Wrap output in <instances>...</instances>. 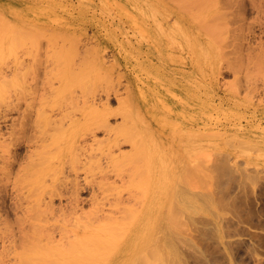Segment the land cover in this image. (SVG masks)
I'll list each match as a JSON object with an SVG mask.
<instances>
[{"label": "rangeland", "instance_id": "374dc122", "mask_svg": "<svg viewBox=\"0 0 264 264\" xmlns=\"http://www.w3.org/2000/svg\"><path fill=\"white\" fill-rule=\"evenodd\" d=\"M126 1L0 0V20L2 18L0 24V38L3 39V41L0 40V43L2 42L1 44H7V46H9L11 41L14 40H12V38L17 35L15 29L18 28V30H20L27 25H34L40 28L43 26L49 31L48 29L52 27L53 22L48 19V17H51V19L57 18L54 21L55 23H61L66 26L70 25V27H72L69 28L70 32H74V35L80 42L75 46L71 40L63 41L59 39L55 46L63 45L64 43L63 50L66 54H64L63 57H67V62L73 59L74 61L83 60V63L88 65L92 62L94 55H102L105 61V67L109 71V77L112 79L113 84L110 88H106L107 84L105 82L106 78L103 77L104 75L94 74L83 85L79 87L77 85L73 86L76 88L77 94H81L80 90L84 93V90H89V88L93 90L91 92L96 91L98 94L102 95L108 92L111 95V108L115 110L118 108V101L113 97L114 93L117 92L121 97H125L126 90L132 88L129 92L135 95L133 109L136 111L134 112L133 120L139 123L143 132H146V134L149 133L146 135V140L152 145L151 148L157 146L156 151L154 148L152 151V154L155 156V161L158 160L156 164L157 168H155L157 171L154 170L153 172L151 183H149L151 186L148 185L150 188H148L149 191H152L153 187H157V185H155L156 182L159 184L162 180L160 185H158L159 189H161L160 196L163 195V190L172 193V185L175 184L174 186H176L182 183L183 180H187L186 182L189 181L192 184L190 180L194 177L193 181L195 184L192 185V188L194 186H202L203 191L211 193L213 199L211 202L213 205L209 206L212 209L205 203L207 206L203 205L202 215L211 222L207 223L211 225L212 232L204 236L199 231L195 230L196 227H194L193 224L187 223L188 227L184 225L183 222H180V220L178 222L182 224H176L178 219L174 218L173 220H176V222L173 223L177 227L173 226V224L171 228H173L174 231L173 229H171V231L173 232V237H176L173 238L176 239V242H173L175 240L171 242L169 240V244L168 240H166L167 242L165 243L163 241V244L168 243L169 246L161 244L159 247V255H161L158 256L160 257V261L157 260L155 263L152 262L151 264H187L188 262V264H199L198 261H196L198 260V253L199 255L201 254L199 256V261H201L202 257L204 258V255L206 259H208L207 256H212L211 258L209 257V261L202 258L203 261L205 260L203 264H215V261H218L216 264H264V112H262L264 111V0ZM55 10L58 16L52 15ZM63 10H68L70 12L68 14H62ZM142 10L149 16L148 22H144L145 20L141 15ZM128 13L131 15L129 16ZM71 14L76 19H72ZM2 21H4V23ZM13 24L15 25L14 27ZM49 25L51 26L49 27ZM11 26L13 28H11ZM152 27L158 30V35H156V37L150 34V31L147 29L150 28V30H152ZM2 33L5 37H3ZM174 36L184 38L178 40V38ZM4 39L9 40L8 43L6 42L7 40L5 41ZM42 41L47 43L48 40L43 39ZM1 44L0 50L3 47ZM8 49L9 47L2 50V52H0L1 55L6 50L7 55H4L8 57V54H10L9 51H12V49ZM149 51L150 53H148ZM4 55H2V58L6 61L8 58L5 59ZM10 60L11 58L9 57V60L6 61V65L8 62H11ZM5 61L0 60V64L2 62L0 68L6 67V65H4ZM149 63H154L158 66L159 70L154 69V72H157L155 75L149 72V68L147 67ZM211 64L214 66L212 65L211 67ZM171 79L177 82L180 80L178 85H184V88L188 87V90L193 94H197L200 100H206L205 97H207L208 102L210 101L217 105L216 109L213 110V113L207 110L204 116L198 117H195V115L179 116L178 112L172 113L169 103H172L173 99L177 100L180 96L176 93L178 91L177 89L168 86L170 82L174 86V82H172ZM8 91L9 92H5L8 96L7 98L5 94L6 97L3 98L5 100H10L12 92L10 90ZM202 91L205 92L203 93ZM144 97L145 99L141 101L140 99ZM222 99L224 103L220 104ZM5 100L2 102L0 99V190L3 189V185L8 186L9 195H7L5 199L0 198V213L7 212L3 213L0 217V260L6 259L14 264H24L21 261L29 263L28 260H22L28 255L26 253L28 247L13 246L12 244L10 245L11 242L9 243V241L8 243L6 242L5 246H2L3 241H1L4 238L7 239L11 233L15 232L18 223L23 221L25 216L30 214L28 210H22L21 207H30L31 203H34V205L37 203L33 199L35 196H32L29 202L25 199L18 201L17 198H13L12 195H14V191L15 193L16 190L17 193L20 191L18 188L14 187V180L8 181L6 178L5 169L7 166L9 167V162L11 160L14 162V170H17L18 162L21 164L26 163L28 147L23 142H20L18 145L16 142L12 145H8L10 142L9 132L11 131L12 120L14 117H17L18 114L8 109V102L4 104ZM232 103H234V105ZM183 109L187 108L183 107ZM174 110H176V108ZM120 120L121 117L119 115L113 116L111 122ZM197 120L201 121V123H197ZM203 121L207 123V128L202 130L199 128L198 124H202ZM240 122L242 124H240ZM177 130H182L184 132L179 131L180 133H178ZM212 130H215L213 136L211 133ZM216 130H224L225 136L223 132V136L217 137ZM193 131H196L200 137L197 138V135H195L197 136L195 137L194 134L196 132L193 133ZM188 132L189 134L187 135L186 133ZM202 133H208L207 135L210 137ZM219 134L222 133L220 132ZM98 135L99 137L103 136L101 133ZM189 135L191 136L188 137ZM191 139L194 143L189 145L188 143L192 142L190 141ZM187 140H189V142ZM204 141H206V143H202ZM197 142H201V144L199 143L201 146H197ZM205 146L210 148L208 149L206 147L204 150L203 148ZM62 147H64V145ZM123 148L129 149L130 146L125 144ZM201 148L206 151L205 155H199V158L204 159V161H202L203 163L199 162V160H195L197 159V154L204 152L200 150ZM189 149L191 151H193V149L195 151L199 149V152H191ZM8 150H11L13 158L5 162L8 156ZM224 158L227 159V161ZM223 159L225 161H223ZM205 160L207 161L206 164H212L215 161H217V164L215 162L213 163L215 166L207 165L208 167H205ZM56 161L57 159L55 158V163ZM218 162H223L225 164L228 162V164L221 167ZM191 163L195 164V166ZM200 163L205 165L204 167L206 170L203 167V171L201 170ZM217 165L218 167L220 165V168L212 171ZM196 166H199L201 169H198ZM60 167L61 166H59V168ZM222 168L225 170L229 169L228 171L226 170L229 172V175H227V173L223 176L222 173H226V171L223 170L225 172H222ZM143 169L146 170L145 167ZM158 170H161L159 177ZM200 171L203 172L201 174H204V177L203 175H199ZM218 171L220 173H218ZM60 172L61 177L68 176L70 173L69 164L65 162ZM95 172L97 173L96 177H93L96 179L94 182H98L99 172ZM215 172L218 173L219 176ZM195 173H199L198 175L200 177L198 178L203 177L200 181L202 185H197L199 181L195 182L197 179V174ZM253 173L258 175L257 181L255 180L256 183L255 181L254 183L250 181L253 178L247 180V175L250 176V174L252 175ZM79 174L81 175V183H84L82 180L84 177L82 176H85V173L80 172ZM214 174L218 177L221 175V177L216 178ZM245 175L247 179H245ZM252 176L256 178V176ZM172 177L174 178L172 179ZM153 179L155 180L154 186ZM176 179L182 181L180 182ZM174 181L176 183L179 181V183H173ZM185 181H183V184L188 186L191 185L185 183ZM20 185L19 183L18 186ZM127 185L130 186V184ZM12 187L14 188L13 190ZM32 188L39 190V186ZM43 188H45V186L41 187V189ZM135 188L136 187H134V189ZM109 189L110 190L106 191V194L109 191V193H111L110 198L115 197L118 192L125 194L124 185L121 182H118ZM197 189L201 190L200 188ZM25 190L26 189L23 187L22 191ZM167 192H165V194L171 197V194ZM69 195L61 199L56 196L54 199V206L57 208V214L55 216H50L48 218L46 216V218L41 217L40 219H35L36 221L34 220L36 225L43 230V236L41 237L43 243L49 241L47 233L51 232L54 228L57 229L61 227L60 224L67 221L68 223L70 222V225L67 227L72 228L71 223L74 221H68L70 217L64 208ZM91 195V189L88 188L80 192V198L85 200L83 206L85 212L91 211ZM125 195L127 196V194ZM167 195L165 196L167 197ZM3 200H5V202H3ZM134 203L137 204L138 202L134 201ZM134 203L132 201V204ZM3 205L8 208H3ZM61 207H63V210H61ZM206 208L209 209L206 210ZM63 211L66 212V215L62 214ZM81 217L85 219L83 215ZM134 231L135 230L129 232L132 234ZM36 236L38 237V235ZM54 236H56L55 239L59 238L57 233H55ZM128 236H126L127 240ZM139 237L137 234L134 240H132L133 238L131 239L133 242L131 240H129L131 241L130 243L129 241L127 242L129 244L134 243L132 246L127 244L128 247L125 248L128 251L124 249L122 252L124 251L125 253H117L119 254L117 255L119 259L117 257V259H115L118 262L113 260L116 264H121V262L122 264H127L130 258L131 260L133 259L132 261H134V264H139V262L142 264V261L138 262L134 260L135 257L137 258L141 248L139 247V245L141 246V244H139L141 242V233ZM169 237L172 239L171 234ZM191 239H193V244L190 243V241L189 245L188 241ZM236 239L241 242H237ZM172 242L175 246L180 245L177 247L181 251H178L177 248L175 249ZM192 245L195 247H192ZM135 247H137L138 250L136 249L133 252L132 250H134ZM184 247L189 248H187V252H185L186 250ZM37 248H40V246H37ZM120 249L117 251L120 252ZM191 250L194 251L190 252ZM196 250L201 252L197 251V253H195ZM180 252H182V254H184V252L186 253V255L184 254L188 259L185 258L186 262H184V256H181L182 254ZM130 253L133 254L132 257H130ZM175 253H178V255ZM192 253L197 255L194 256L196 259L193 258ZM31 254L32 253H30V256H34ZM173 255H176L175 258ZM213 255L215 256V260H213L212 263L210 261L214 259ZM38 257L40 256L38 255ZM38 257H36L37 262L34 260V262L30 264H54L43 261L45 259L48 260L49 257L46 258L45 256L43 260H41L42 256L40 258ZM176 258L179 259L176 261ZM121 259L124 260V263ZM40 261L41 263H39ZM115 263L110 262V264ZM143 263L148 264L145 262ZM128 264L133 263L129 262ZM200 264H202V261Z\"/></svg>", "mask_w": 264, "mask_h": 264}, {"label": "bare ground", "instance_id": "6f19581e", "mask_svg": "<svg viewBox=\"0 0 264 264\" xmlns=\"http://www.w3.org/2000/svg\"><path fill=\"white\" fill-rule=\"evenodd\" d=\"M69 12L70 11L68 10H63L62 14H68ZM57 14L58 13L56 12V10L52 13L53 16H58ZM141 15L145 20L144 22L149 21V16H147V14L143 10L141 11ZM71 18L73 19L75 17L71 14ZM48 19L53 22L52 27L48 29L49 31H47V28H44L43 26L40 28L34 25H27L22 29L19 28L20 30H18V28L16 27L17 29H14L17 35L12 38V40L14 39L13 41H11L10 39V45L7 46V44H1L2 42L0 43L3 46L0 52H2V50L4 49H7L8 47L9 49H12V54L9 51L11 56L10 54H8V57L4 55H7L6 50L2 54L5 56V59L8 58L7 60H9V57L11 58V62H8L7 65V60L5 61L0 53V60L5 61L4 65H6V67L3 65L4 68H0V99L3 102V100H5L3 98L7 96V93L5 92H9L8 90H10L12 92L11 95L9 93L10 100H5L4 104L8 102V109L18 114H16L17 117H14L12 120L11 131L9 132L10 142L8 145H12L15 142L18 145L20 144V142H23L28 147L26 163L21 164L20 162H18L17 170H14V162L11 160L9 162V167L7 166L5 169V174L8 181L14 180V187L18 188V190L20 191L19 193H17V190L16 193L14 191V195H12L13 198H17L18 201L21 199H25L29 202L32 196H35V198L33 199L37 202L35 205L34 203H31L30 207H21L22 210H28L30 214L25 216L23 221L18 223L17 230L15 232L11 233V235L7 239L4 238L3 240H1L3 241L2 246H5L6 242L8 243L9 241V243L11 242L10 245L12 244L13 246L28 247L26 250V253L28 255H26L22 260H28L29 263L21 261L24 264H30L31 262H34V260L35 262H37L36 257H38V255L40 257L42 256L41 260H43L45 256L46 258L49 257V261L47 259L43 261L54 264H110V262H118L116 260L118 258L117 255L121 254L122 250H126V248L128 247L127 244L134 240V237H136L137 234L139 237L141 233V242L139 243L141 244V246L139 245V247L142 248V252L140 248L139 254L137 255V258H134V260L138 262L142 261V264H144L143 262L151 264L152 262L155 263L157 260L160 261V257H158L161 255H159V247L161 244H163V241L164 243L167 242L166 240H168V243L169 240L170 242L172 240H175L173 242H176V239H173L176 237H173L174 235L171 231V229H173L171 227L176 226L173 223L176 222V220H173L174 218L178 219L176 224L179 223V220L186 226H188L187 223H190L193 224L194 227H196L195 230L199 231L202 235H209L212 230L211 225L207 222L210 221L206 219L204 215H202V209L204 207L203 205L206 204H208V207L211 208L209 205H213L211 202V200L213 199L211 193H209L208 191H203L202 186H197L199 184L202 185L200 181L205 176L204 174H201L203 172L200 171V174L198 173L200 176L203 175L202 178H198L200 176L195 173L197 174V179L195 180V182L199 181L196 185L197 187L194 186L192 188V185L195 184L193 181L194 177L192 178V180H190L192 181V184L189 181V183L186 182L187 180H183L185 181V183L189 185L191 184L190 186L183 184L182 180L176 179L180 182L182 181V183L177 184L179 183V181L177 183L175 181L173 182L177 185H172V193L169 192L171 194V197H168V195L165 194V192H167L166 190H163L164 193L160 196L161 189H159L158 185H160L162 180L160 182L158 181L159 184H157V182L155 184V178L153 179V186L155 184L157 185V187L155 186L156 189L153 187L152 191H149V186H151L149 183H151L153 172L154 170L157 171V169L155 168H157L156 164L158 160L155 161V156L152 154L153 148L156 151L157 146L151 148L152 145L146 140V135L149 133L146 134V132H143L142 127H140L139 123L136 121L135 123L133 120L134 112L136 111H134L133 109V100L135 99V95L134 93L129 92V90L132 88L126 90L125 97H121V95L117 92L114 93L113 97L118 101V108L115 110H112L111 108V95L108 92H106L105 95H102L98 94L96 91L91 92L93 90L89 88V90H84V93L82 92V90H80L81 94H77V90L73 86L77 85L79 87L83 85L94 74L104 75L103 77L106 78L105 82L107 84L106 88H110V86H112L113 84L112 79L109 77V71L105 67V61L100 54L94 55L92 62L88 65H85V63H83V60L74 61L73 59L67 62V57H63V55L66 54L63 50L64 43L63 45L61 44L58 46H55V44L58 43L57 41L59 39H62L63 41L71 40V42H73V44L77 46L80 40L76 38L74 32H70L69 28H72L70 27V25L66 26L61 23H55L54 21L57 18L51 19V17H48ZM4 21L2 22L4 23ZM14 26L15 25L13 24V27ZM50 26L51 25H49V27ZM13 27L11 26V28ZM147 29L154 37L158 35V30L155 27H152V30H150V28ZM3 37H5L4 34ZM177 38L178 40H181L184 37ZM43 39L48 40L47 43L43 42ZM0 40L3 41V39L1 38ZM8 41L9 40H7L6 42L8 43ZM148 53H150V51ZM213 64H211V67ZM147 67L149 68L150 73H154L153 75L157 73L154 72V69L159 70L158 66L154 63H149ZM171 81L174 82V86L171 84V82L168 86L177 89L178 91L176 93L178 94V96H180L177 100L173 99V102L169 103V106L172 109V113L178 112L179 116L195 115V117H198L204 116L207 110L213 113V110L216 109L217 105L211 103L210 101L208 102L207 97H205L206 100H200L197 97V94H193L188 90V87L184 88V85L179 86L178 82H180V80L177 82L171 79ZM144 92L146 93L145 90ZM144 99L145 97L140 100L142 101ZM223 99L221 100L220 104L224 103ZM232 104L234 105V103ZM183 107L187 109H183ZM175 108L176 110H174ZM118 115L121 117V120L111 122L112 117ZM248 115L250 116V113ZM196 122L201 123V121L198 120ZM240 124L242 123L240 122ZM198 126L203 130L207 128V123L203 121V123L198 124ZM177 131L178 133H180L182 130ZM214 131L212 130L211 132L212 136ZM194 132L196 131H193V133ZM216 132L218 135L216 136L219 137L223 136L224 130H216ZM220 132L222 134H219ZM99 133L103 134V136L99 137ZM196 133L194 134V136L197 135L198 137H195L199 138V134ZM186 134L188 135L189 132ZM202 134L204 135L205 133ZM202 134L200 135L203 136ZM190 136L191 135H189L188 137ZM207 136L210 137L209 135ZM187 141L189 142V140ZM190 141H192V139ZM191 143L193 144L194 142L192 141L188 144L191 145ZM197 143V146L199 145V143L201 144V142ZM202 143H206V141ZM125 144L129 145L130 148H123ZM63 145L64 147H62ZM206 147L207 146H205L203 149L205 150ZM203 149L201 148L200 150L204 151ZM197 151L193 149V151L191 152L197 153ZM7 152L8 156L5 162L13 158L11 150H8ZM205 152L206 151L203 152L204 154H197L198 156L196 155L197 159L195 160H199V162L204 161L203 158V160L199 158V155L202 154L203 156L206 154ZM55 158L57 159V165L55 163ZM224 159L223 161H227V159ZM65 162L69 164L70 176L68 175L65 177H61L60 169L61 167H63V164ZM215 162L217 164V161ZM206 163V160V166L200 163L201 168L208 167L207 165L215 166V164L213 163ZM218 163L221 165V167L228 164V162H226L227 164L223 162ZM220 165L219 167L217 165L216 168L212 167L214 168L212 169V171H215V169L218 170V168H220ZM59 166L61 167L59 168ZM193 166H195V164H193ZM144 167L146 168V170L143 169ZM196 167L198 169L200 168L199 166ZM203 168L201 169L202 171ZM223 170L225 169L222 168V172H225L227 169L225 171ZM95 171L99 172L98 182H94L96 179L93 177H96L97 173ZM158 171L159 177L161 170ZM227 171L226 173L221 172L223 176H225V174L227 173V175H229V172ZM80 172L85 173V176H82L84 177L82 178L84 183H81L82 181L81 175L79 174ZM218 173L220 172L218 171ZM218 173L216 174L219 176ZM217 175L215 176L214 174L216 178L221 177V175L220 177H218ZM252 175L256 176V178ZM252 175H247L248 179L245 175V179L249 180L253 178L250 181H253L254 183V181H257L258 179V175H256L255 173H253ZM173 178L174 177H172V179ZM118 182H121L124 185L125 194H127V196L124 193L118 192L115 197L110 198L111 193H109L108 191V193L106 194V191L110 190L109 188L117 184ZM19 183L21 184L20 186H18ZM127 184H130V186H128ZM35 186H39V190L32 188ZM44 186L45 188L41 189V187ZM23 187L26 189L25 191H22ZM134 187H136V190L134 189ZM87 188L91 189L92 193L90 197L91 211L89 212H85L83 210L85 200L80 198V192ZM197 188L202 189L199 190ZM13 189L14 188L12 187V190ZM7 195H9L8 186L3 185V189L0 190V198L5 199ZM67 195H69V197L64 208L68 216L70 217V220L68 221H74L71 223L72 228L67 227L70 225V222L68 223L66 221L63 224H60L61 227H58L57 229L54 228L51 232L47 233L49 241H47V243H43L41 238L43 236V230L38 225H36L34 220L40 219L41 217L46 218V216L47 218L50 216H55L57 214V208L54 206V199L56 198V196L61 199L62 197H66ZM165 195H167L168 199ZM132 201L133 203L134 201H137L138 203L132 204ZM3 202H5V200H3ZM3 208L7 209L8 207L3 205ZM209 208H206V210H208ZM61 210H63V207H61ZM66 212L63 211L62 214L66 215ZM3 213L7 212L5 211ZM3 213H0V217L1 215H3ZM82 215L85 219H82ZM132 230L135 231L131 234L129 231ZM55 233L59 235L58 239H55ZM170 234L172 236V239L169 237ZM36 235H38V237ZM126 236H128V240ZM192 240L193 239L189 240L188 243L190 241V243H192ZM128 241L129 243H127ZM236 241L241 242L237 239ZM168 243L163 245H168ZM133 244L134 243L129 244V246H132ZM37 246H40L42 250L40 248H37ZM177 246L179 247L180 245ZM177 246H175V249H178ZM193 246L194 245H192V247ZM184 248L186 251H182L187 252L188 247ZM118 249H120L121 251H117ZM136 249L137 247H135L132 251L134 252ZM178 251L181 250L178 249ZM193 251L191 250L190 252ZM197 251L199 250H196L195 253H197ZM29 252L34 256H30ZM185 252L184 254L186 255ZM122 253L125 252L123 251ZM180 253L182 254V252ZM175 254L178 255V253ZM184 254H182L181 256H184ZM192 254L193 258L195 259L196 257L194 256L198 255V260L196 261H198L199 264L201 263V261L202 264L203 262L205 263V260H202V256L201 261H199V256L201 254ZM132 255L133 254H131L130 257H132ZM205 257L206 256L204 255L203 259H206ZM209 257L210 256H207L208 259H206V261H209L212 256L210 258ZM185 258L187 259V256H184V262H186ZM178 259L179 258H176V261ZM113 260L116 261L114 262ZM132 260L130 258V261H128V263L131 262L134 264V261ZM213 260H215V256L214 259H212L210 262H212ZM121 261H123L124 263V260L121 259ZM216 262L218 261H215L214 263L216 264ZM39 263H41V261ZM0 264L14 263H11L8 260L4 259L0 260Z\"/></svg>", "mask_w": 264, "mask_h": 264}]
</instances>
